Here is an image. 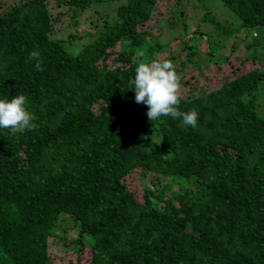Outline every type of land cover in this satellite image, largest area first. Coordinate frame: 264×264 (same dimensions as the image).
Listing matches in <instances>:
<instances>
[{"label":"trees","instance_id":"16d2710c","mask_svg":"<svg viewBox=\"0 0 264 264\" xmlns=\"http://www.w3.org/2000/svg\"><path fill=\"white\" fill-rule=\"evenodd\" d=\"M218 1L235 27L207 10L219 39L183 20L171 51L141 29L158 0L0 3V264H63L65 220L64 264H264V0ZM107 5L98 36L53 35L58 8ZM241 43L250 69L204 95L182 98L157 69L168 51L171 76L218 75Z\"/></svg>","mask_w":264,"mask_h":264},{"label":"rangeland","instance_id":"374dc122","mask_svg":"<svg viewBox=\"0 0 264 264\" xmlns=\"http://www.w3.org/2000/svg\"><path fill=\"white\" fill-rule=\"evenodd\" d=\"M13 0H0L1 4H8ZM176 0H158L154 10L152 12L151 18L141 27V29L148 31L152 37L159 42H168L170 51L174 50L177 46V34H187L183 30V20L190 25L189 30H194L197 26L200 28H208V30L214 35L212 37L215 41L219 39L221 30L217 28L215 22H219L221 26L228 29L235 27V19L232 17L231 13L227 11L218 0H202L198 3L194 0H183L184 3V14L183 18H176V12L173 11V7ZM51 6L53 3L50 4ZM108 6V7H107ZM98 6L95 8L87 9L83 12L82 16L77 19L78 23L75 24L73 17L67 13L66 8H58L57 11H62L63 15L58 17L53 24V35L55 37L68 38L70 32H76L78 36L81 34L83 37L89 39L94 38L99 35L103 27V21H105V14H113L115 11L110 8V5ZM57 8V7H56ZM53 8V9H56ZM52 9V11H53ZM209 10V16L215 19V22L203 21L201 18L205 12ZM56 12V10H55ZM54 12V13H55ZM110 14V15H111ZM207 14V13H206ZM72 24V26H71ZM72 27V28H71ZM180 37V36H179ZM79 40H77V43ZM206 43H202L201 47H205ZM112 50L117 51L119 49V44L113 46ZM168 54V51H162L157 55L159 64L157 69L160 72L162 78H164L168 84L182 97L189 99L198 95H204L211 90L219 87L224 78L227 76H232L235 72H244L250 69L249 62L246 63L245 57V46L241 43L239 46L235 47L229 51L226 55L228 64H222L221 74L215 75L214 71L211 70V66H202L201 69L197 68L193 64L180 65L178 71L174 75L168 73L167 64L163 61V58ZM232 63V67H230ZM238 68V69H237ZM236 69L237 71H233ZM127 181L128 189L132 192H141L143 186H151L149 178H140L139 170L132 171ZM64 229V230H63ZM61 230H55L56 237L55 240L62 238L63 249L62 251H56V246H51V251L56 252L57 255L64 254L66 256L67 263L69 257L76 258L75 253L69 249L65 252L64 243L71 241L75 238V231L69 221L65 220L61 223ZM62 245V244H61ZM73 259L72 261H74ZM76 263V261H75ZM72 263V264H75Z\"/></svg>","mask_w":264,"mask_h":264}]
</instances>
